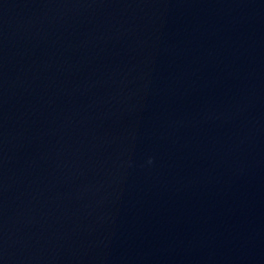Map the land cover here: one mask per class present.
Listing matches in <instances>:
<instances>
[{"label":"water","instance_id":"1","mask_svg":"<svg viewBox=\"0 0 264 264\" xmlns=\"http://www.w3.org/2000/svg\"><path fill=\"white\" fill-rule=\"evenodd\" d=\"M0 264H264V0H0Z\"/></svg>","mask_w":264,"mask_h":264}]
</instances>
